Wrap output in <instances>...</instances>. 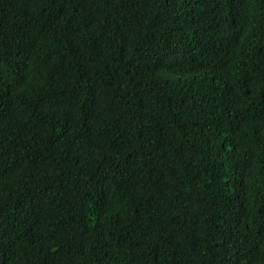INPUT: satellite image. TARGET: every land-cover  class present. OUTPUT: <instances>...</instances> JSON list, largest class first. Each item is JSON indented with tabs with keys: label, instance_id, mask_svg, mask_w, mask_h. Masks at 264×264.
<instances>
[{
	"label": "trees",
	"instance_id": "16d2710c",
	"mask_svg": "<svg viewBox=\"0 0 264 264\" xmlns=\"http://www.w3.org/2000/svg\"><path fill=\"white\" fill-rule=\"evenodd\" d=\"M0 264H264V0H0Z\"/></svg>",
	"mask_w": 264,
	"mask_h": 264
},
{
	"label": "rangeland",
	"instance_id": "374dc122",
	"mask_svg": "<svg viewBox=\"0 0 264 264\" xmlns=\"http://www.w3.org/2000/svg\"><path fill=\"white\" fill-rule=\"evenodd\" d=\"M3 71L6 75V77L10 80H13L14 79V74H13V71L9 68V66L5 65L3 67Z\"/></svg>",
	"mask_w": 264,
	"mask_h": 264
}]
</instances>
